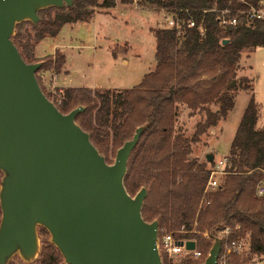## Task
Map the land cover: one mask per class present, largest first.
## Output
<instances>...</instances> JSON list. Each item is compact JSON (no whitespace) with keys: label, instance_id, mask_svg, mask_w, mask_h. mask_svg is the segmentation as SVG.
Returning <instances> with one entry per match:
<instances>
[{"label":"trees","instance_id":"obj_1","mask_svg":"<svg viewBox=\"0 0 264 264\" xmlns=\"http://www.w3.org/2000/svg\"><path fill=\"white\" fill-rule=\"evenodd\" d=\"M258 1L145 0L183 23L180 35L166 26L152 30L154 69L132 88L64 87L56 99L63 113L78 105L84 107L75 121L89 133L101 154L120 147L137 126H145L129 155L124 186L130 195L135 188L146 186L143 218L157 219L159 229L177 237L195 239L203 254L212 241L203 239L198 231L212 226L216 230L224 223L231 227L239 224L234 235L248 234L250 252L264 255V192L256 194L257 186H264V126L256 127L258 103L254 95L250 96L231 140L226 173L218 187L206 192V162L188 158L191 144L233 107L234 87L229 84L234 80L241 53L264 46V19L248 22L241 13ZM114 5V0H73L71 6L40 9L36 24L28 20L16 24L12 40L25 62L41 60L39 69L64 72L62 52L56 50L53 55L37 59L33 55L35 44L46 36H56L66 23L87 21L95 8ZM224 9L227 17L236 16V24L219 23V13ZM188 19H193L196 26L187 28ZM23 24L29 25L30 30L22 33ZM198 25L204 28L203 34ZM44 94L49 98L48 93ZM211 104L215 110L210 109ZM179 105L204 113L190 138L174 131ZM205 201H209L206 206ZM238 259L233 256L232 264H238ZM186 263L199 261L189 259ZM36 264L65 263L49 242L39 252Z\"/></svg>","mask_w":264,"mask_h":264},{"label":"water","instance_id":"obj_2","mask_svg":"<svg viewBox=\"0 0 264 264\" xmlns=\"http://www.w3.org/2000/svg\"><path fill=\"white\" fill-rule=\"evenodd\" d=\"M72 3L0 0V264L16 253L33 260L38 225L65 264H161L158 220L141 213L146 187L130 195L123 183L145 126H137L107 163L75 121L84 107L61 112L37 80L42 61L25 62L12 40L17 23L36 24L40 9ZM212 237L200 264H216L221 239ZM185 245L195 247L193 240Z\"/></svg>","mask_w":264,"mask_h":264},{"label":"rangeland","instance_id":"obj_3","mask_svg":"<svg viewBox=\"0 0 264 264\" xmlns=\"http://www.w3.org/2000/svg\"><path fill=\"white\" fill-rule=\"evenodd\" d=\"M114 1V9L104 11L103 8H95L93 14L97 13L87 21L66 23L61 27L59 43L63 46L69 71L68 80L59 81L61 86L132 88L140 82L144 74L154 69L155 36L152 30L166 26L165 16L169 15L165 14V10L149 5L145 0ZM117 4L119 5L116 6ZM27 30H30L27 24L20 27L22 33ZM48 71L38 68L36 77L50 100L57 103L56 99L62 94V89L53 84L50 78L53 71ZM234 81L232 86L234 89L231 90L234 95L233 107L225 118L220 119L215 126L209 127L206 132L199 135L198 141L191 144L188 158L199 162L205 161L207 167L227 155L244 108L252 94L258 103L256 127L264 126V46L241 53ZM215 108L214 104L210 105L211 110ZM204 117V113L198 110L192 111L184 105H179L174 131L190 138L195 131L196 123L202 121ZM116 150L117 148H109L106 153H102L107 163L114 161ZM208 153L213 154L211 161L206 159ZM139 188H135L132 195ZM204 205L207 204L204 202ZM196 225L195 220L193 226ZM41 228L40 225L36 228L38 251L33 260H25L16 253L6 264H36L39 252L50 242L48 231L44 232ZM213 229L214 226L198 231V234L203 239L210 240L208 234L212 233ZM215 234L220 235L219 232ZM234 256H238V264H264V255L251 253L249 247ZM160 258L161 264H187L189 259L198 262L190 257L167 255L163 252H160Z\"/></svg>","mask_w":264,"mask_h":264},{"label":"built area","instance_id":"obj_4","mask_svg":"<svg viewBox=\"0 0 264 264\" xmlns=\"http://www.w3.org/2000/svg\"><path fill=\"white\" fill-rule=\"evenodd\" d=\"M245 2L246 0H239ZM228 11L226 9L220 11L218 20L222 25L231 24L234 25L237 23L236 16L227 17L225 14ZM241 13H244L246 21L250 22L257 19H264V0H259L257 5L250 6L246 10H242ZM166 18V27L175 29L177 34L180 35L182 32V21L179 17H174L172 14H167ZM185 26L187 28H193L196 26V22L193 19H188L185 21ZM198 31L200 34H203L204 28L201 25H198ZM57 102L56 104H58ZM227 163V157L224 156L222 159L218 161H214L213 165L207 167L208 170V178L205 184V191L214 190L216 187L220 185L222 177L225 175L226 170L225 166ZM264 192L263 184H259L256 189V194L261 195ZM206 204L209 201H205ZM219 228L216 230L213 229V232L208 234V237L213 240L211 235H217L215 232H219L220 235H217L221 239V246L219 253L216 258V264H232V257L237 255L244 250L246 247H249V236L245 235H234V233L240 228L239 224L235 227H231L224 223L219 224ZM158 237V248L160 252H163L167 255H179L183 257H191L199 262H202L206 256L203 254L201 250L197 248L196 240L192 238L186 237H177L171 232L165 229H158L157 232ZM193 240L195 243V247L193 249L186 248V241ZM182 244H179L180 242Z\"/></svg>","mask_w":264,"mask_h":264},{"label":"crops","instance_id":"obj_5","mask_svg":"<svg viewBox=\"0 0 264 264\" xmlns=\"http://www.w3.org/2000/svg\"><path fill=\"white\" fill-rule=\"evenodd\" d=\"M118 5L119 4H117L116 6H118ZM114 8H115V6H113L111 8L104 9V11H108L109 9H114ZM95 14H93L92 16H94ZM73 23H75V22H73ZM59 33H60V30L56 36H46V37L42 38L41 40H39L34 46V50H33L34 57L37 59H41L47 55H53L56 50L63 53V46L59 43ZM39 61H41V60H39ZM63 68H64V72H61L58 74H56L54 72L50 73V78L52 79L53 84L55 86L61 87V88L67 87V86H61L59 84L60 80H62V81L68 80L67 77L69 75V71L67 70V67H66V60H65V64H64ZM47 72H49V71H47Z\"/></svg>","mask_w":264,"mask_h":264}]
</instances>
